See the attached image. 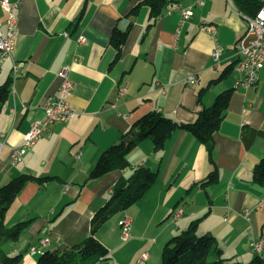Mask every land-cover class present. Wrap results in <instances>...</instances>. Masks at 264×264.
Here are the masks:
<instances>
[{
	"label": "crops",
	"instance_id": "0c3cea01",
	"mask_svg": "<svg viewBox=\"0 0 264 264\" xmlns=\"http://www.w3.org/2000/svg\"><path fill=\"white\" fill-rule=\"evenodd\" d=\"M13 1L19 3L16 46L0 64V85L12 78L10 97L0 110L7 143L0 154V187L24 173L53 178L28 182L11 205L8 227L33 220L18 239L4 243L2 252L23 253L20 264H37L47 250L83 242L117 181L138 166H149L159 169L156 184L98 230L110 252L96 264H138L144 252L149 254L145 264H162L166 242L195 220L198 233L214 235L226 256L241 263L254 260L257 253L249 237L264 234V183L253 174L264 157V66L256 86L236 87L237 68L213 82L239 61L238 43L246 36L248 20L237 1L166 0L151 26V7L144 0ZM170 2L193 6V15L182 20L180 10L168 11ZM5 21L0 5L3 27ZM131 23L115 61L113 33ZM217 41L224 50L215 60ZM63 68L74 84L70 102L77 115L50 125L14 164L13 147L23 142L32 122L58 95ZM194 74L198 79L190 83ZM227 89H234L233 96L214 134L217 182L200 185L215 165L206 145L185 129L176 130L160 151L154 150L152 140H144L129 153L130 167L89 179L102 152L147 112L192 122ZM176 208L183 212L173 221ZM245 210L251 211L250 220ZM124 217L132 219L131 238L125 242L119 224ZM32 247L38 252L32 253Z\"/></svg>",
	"mask_w": 264,
	"mask_h": 264
},
{
	"label": "trees",
	"instance_id": "16d2710c",
	"mask_svg": "<svg viewBox=\"0 0 264 264\" xmlns=\"http://www.w3.org/2000/svg\"><path fill=\"white\" fill-rule=\"evenodd\" d=\"M241 13L254 15L264 6L259 0H236ZM151 7V20L153 22L162 15L166 0H144ZM140 2L132 13L136 14ZM132 23L126 30L115 29L111 38L117 49L115 61L121 57L122 47L130 34ZM239 61L229 64L220 78L231 74ZM12 78L0 85V110L11 94ZM234 89H227L216 97L211 106H205L192 122L178 121L166 116L161 111L152 110L137 119L121 139L109 146L100 155L96 165L89 174V179L99 178L111 171L131 166L129 153L146 139L152 140L154 150L164 149L166 141L178 129L190 131L200 142L206 145L214 169L208 176L200 181L201 186H207L218 181L219 172L214 158V134L219 130L229 107ZM203 92V91H202ZM200 92V96L202 94ZM254 179L264 183V157L256 164ZM159 177V169L149 166L134 168L129 177L120 178L113 188L110 199L100 207L91 220L89 235L81 243L64 250H47L39 255L37 264H96L105 258L110 249L97 237L98 230L118 212L124 211L141 200L148 190L153 187ZM53 177H38L32 174H21L12 178L0 187V262L1 264H20L24 254L8 255L2 252V246L9 240L20 237L33 219L17 223L10 228L6 224V214L18 195L28 182H43ZM174 212V211H173ZM172 212V214H173ZM162 264H264V257L256 256L248 263H241L224 254L218 239L209 233H198V220L192 222L188 229L172 236L162 250Z\"/></svg>",
	"mask_w": 264,
	"mask_h": 264
},
{
	"label": "built area",
	"instance_id": "2783aa9c",
	"mask_svg": "<svg viewBox=\"0 0 264 264\" xmlns=\"http://www.w3.org/2000/svg\"><path fill=\"white\" fill-rule=\"evenodd\" d=\"M202 4V0H198ZM0 5L6 12L5 27L0 24V64L9 58L15 49L17 41L16 24L18 21L17 8L19 3L13 0H0ZM168 11L172 12L180 10L182 12V20L188 19L194 13L193 6H184L180 2H170L168 4ZM248 20V29L246 36L243 37L238 43L239 63L237 71L240 77L236 81V87H252L258 84L260 78V71L264 66V6L261 7L254 15L244 14ZM248 43H245L246 39ZM86 38L81 36L80 42H84ZM224 50L223 45L217 41L216 48L213 56L215 60L220 58ZM18 67H15V74ZM61 75L65 78L61 85L57 96L48 101L45 106L44 115L41 118L34 120L23 142L13 147L12 162L18 163L24 154L37 142L42 136L43 132L52 124L56 122L69 121L77 115V109L70 102V96L74 88L73 81L68 77L67 68L60 71ZM198 79L197 75L189 77L190 83H195ZM6 135L4 131L0 130V154L6 146ZM183 210L176 208L171 215L172 220H178L182 215ZM243 215L246 219H251V211L245 210ZM120 225L122 227V239L124 241L131 238L132 219L124 217L121 219ZM252 250L256 253L257 250H264V234L259 238L249 237ZM32 253L38 252L35 247L31 248ZM148 253L144 252L138 260V264H145L148 259Z\"/></svg>",
	"mask_w": 264,
	"mask_h": 264
},
{
	"label": "bare ground",
	"instance_id": "6f19581e",
	"mask_svg": "<svg viewBox=\"0 0 264 264\" xmlns=\"http://www.w3.org/2000/svg\"><path fill=\"white\" fill-rule=\"evenodd\" d=\"M1 130V129H0ZM256 253L258 255L264 256V250H257Z\"/></svg>",
	"mask_w": 264,
	"mask_h": 264
},
{
	"label": "rangeland",
	"instance_id": "374dc122",
	"mask_svg": "<svg viewBox=\"0 0 264 264\" xmlns=\"http://www.w3.org/2000/svg\"><path fill=\"white\" fill-rule=\"evenodd\" d=\"M174 221V220H173ZM175 221H177V220H175ZM120 222H121V220L119 221V224H120ZM129 240V239H128ZM128 240H126V241H128ZM125 242V241H124ZM143 254V253H142ZM148 256H149V254H148Z\"/></svg>",
	"mask_w": 264,
	"mask_h": 264
}]
</instances>
